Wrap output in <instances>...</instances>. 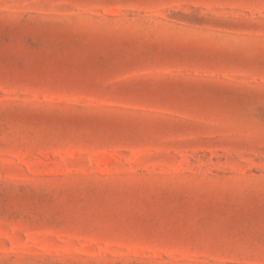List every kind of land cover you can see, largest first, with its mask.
Instances as JSON below:
<instances>
[{
    "label": "rangeland",
    "instance_id": "374dc122",
    "mask_svg": "<svg viewBox=\"0 0 264 264\" xmlns=\"http://www.w3.org/2000/svg\"><path fill=\"white\" fill-rule=\"evenodd\" d=\"M0 264H264V0H0Z\"/></svg>",
    "mask_w": 264,
    "mask_h": 264
}]
</instances>
